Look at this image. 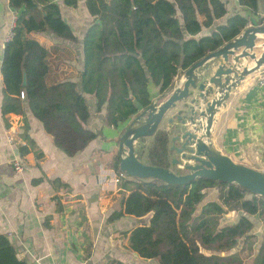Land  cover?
<instances>
[{
  "label": "trees",
  "instance_id": "obj_1",
  "mask_svg": "<svg viewBox=\"0 0 264 264\" xmlns=\"http://www.w3.org/2000/svg\"><path fill=\"white\" fill-rule=\"evenodd\" d=\"M260 1L264 8V0H237L249 16L234 13L216 24L228 13L222 0H85L93 21L82 41L78 83L61 79L52 67L50 50L29 36L49 31L73 39L57 0H8L17 16L4 43L0 66L1 114H23L27 107L54 145L73 156L99 134L86 127L90 117L86 95L94 97L98 112L104 108V122L117 128L152 102V86L158 89V98H165L183 71L235 38L250 21L262 24ZM64 3L74 5L76 0ZM205 29L209 31L203 33ZM169 139L166 129H158L148 145L142 138L138 158L169 168ZM27 140L33 147V141ZM19 150L24 154L28 148L24 145ZM41 154L36 152L38 158ZM118 164L117 155L115 172L120 171ZM120 186L125 192L108 221L148 215L145 223L122 233L128 249L139 257L155 259L158 264H225L222 258L229 256L237 264H264V235L258 249L250 253L249 263L239 258V250L225 256L205 251L214 246L217 251H228L239 240L247 244L255 236L248 216L264 213V198L238 185L204 178L178 185L126 175ZM215 187L217 200L200 205L207 190ZM230 210L243 215L235 223L221 225ZM0 264H27L1 233Z\"/></svg>",
  "mask_w": 264,
  "mask_h": 264
},
{
  "label": "crops",
  "instance_id": "obj_2",
  "mask_svg": "<svg viewBox=\"0 0 264 264\" xmlns=\"http://www.w3.org/2000/svg\"><path fill=\"white\" fill-rule=\"evenodd\" d=\"M222 1L228 13L216 24L224 23L234 13L249 16L237 0ZM57 3L73 39H63L49 31L29 36L50 50L52 67L61 79L80 83L82 41L93 17L85 0H76L74 5H67L64 0ZM259 9L264 16L261 1ZM16 16L8 0H0V66L4 43ZM253 25L251 21L248 24ZM245 64L251 67L252 61ZM181 77L182 74L176 77L175 86ZM1 90L0 73V106ZM157 98L158 89L152 86L151 99ZM86 99L90 112L86 127L105 134L98 135L73 156L54 145L51 135L27 107L23 114L5 116L0 109V233L9 238L17 257L27 264H158L157 260L143 259L128 249L127 237L122 234L145 223L148 215H125L108 221L125 192L120 184L115 186L108 179L115 173L117 138L130 120L117 128L108 127L104 108L98 112L94 97L86 95ZM170 113L167 118L175 110ZM168 126L172 124L166 122V130ZM212 136L223 154L264 171V87L256 83L255 72L230 92L225 106L216 114ZM27 139L33 141V147ZM175 144L179 146L180 141ZM24 145L28 151L21 154L19 147ZM36 152L42 153L39 158ZM15 158L23 164L20 172L13 168ZM248 218L253 222L252 216Z\"/></svg>",
  "mask_w": 264,
  "mask_h": 264
},
{
  "label": "water",
  "instance_id": "obj_3",
  "mask_svg": "<svg viewBox=\"0 0 264 264\" xmlns=\"http://www.w3.org/2000/svg\"><path fill=\"white\" fill-rule=\"evenodd\" d=\"M259 43L261 52L256 54ZM250 59L252 66L244 62ZM264 66V24L248 26L239 35L217 50L205 55L182 72L181 80L163 99L157 98L141 109L125 126L118 138L119 170L140 179H158L185 185L204 178L235 184L264 198V171L235 162L214 144L213 125L220 107L225 106L230 92L249 74ZM23 71V84L25 85ZM175 113L169 123L171 150L180 154L171 164L181 166L186 173L143 163L138 158L139 141L151 137L163 118ZM181 142L178 146L175 143ZM183 159V160H182Z\"/></svg>",
  "mask_w": 264,
  "mask_h": 264
},
{
  "label": "rangeland",
  "instance_id": "obj_4",
  "mask_svg": "<svg viewBox=\"0 0 264 264\" xmlns=\"http://www.w3.org/2000/svg\"><path fill=\"white\" fill-rule=\"evenodd\" d=\"M262 24H264V22ZM261 40L262 39H259L258 46L255 48V52L257 55H259L261 52V47L259 46V43L261 42ZM248 60H250V59H248ZM243 62L245 64L247 61H243ZM178 82H179V80H178ZM173 111H171V113H173ZM175 111H176V109H175ZM167 116H168V114L163 118L158 129H166V122L169 124V118H167ZM175 122L176 121L171 123L172 124L171 127L168 126V128H169L168 132L170 133V139H169L170 140V143H169V149L170 150H171L170 147H171V136H172L171 129H173V127H175V125H176ZM176 128H177V125H176ZM98 133H99L98 135H101V133H102L103 136L105 134L104 131H102V132L99 131ZM151 137L144 138L145 139L144 143L148 145ZM140 141H141V139H140ZM117 146H118V143H117ZM116 149H117V147H116ZM117 155H118V151H117V154L115 153V157H114L115 160H116ZM170 157L179 158V155L175 151L171 150ZM142 158L145 159V156H143ZM113 162H115V161L113 160ZM169 168L172 169L173 171H176V172L181 171L177 166L172 165V164H170ZM217 190H218V187L207 190L205 197H204L203 201L200 203V205L205 203L206 201H209V200H217V194H218ZM240 212L241 211H232V210L226 212L225 215L221 218L220 224L221 225H229V224L235 223L237 221V219L241 216V215H239ZM252 218H253V229H252L251 233H254L255 236L252 239L248 240L249 242L247 244H244V243H242V240H239L237 242L238 244H236V246L231 250L217 251L216 246H214L213 249H205L206 253L212 251V252H216L217 254L220 253L222 256H225V255H227V253H232V252L239 250L240 251L238 254L239 258H241L243 262L249 263L251 261L250 253L256 251L258 244H259V241L262 239L263 234H264V232L262 230L264 227V213L260 216H252ZM228 257L229 256H227L226 258H222V259H224L223 262L225 264H237L238 260L237 261H235L234 259L228 260Z\"/></svg>",
  "mask_w": 264,
  "mask_h": 264
},
{
  "label": "built area",
  "instance_id": "obj_5",
  "mask_svg": "<svg viewBox=\"0 0 264 264\" xmlns=\"http://www.w3.org/2000/svg\"><path fill=\"white\" fill-rule=\"evenodd\" d=\"M10 36V34H9ZM8 36V38H9ZM7 38V39H8ZM255 81L259 86H263L264 87V66L261 67L260 69H258L255 72ZM22 96V95H21ZM13 168L15 171L20 172L23 170V164L19 159H14L13 160ZM126 177V174L122 171L119 172H115L113 173L110 178L108 179L109 183L114 184L115 186H117L118 184L121 183V181Z\"/></svg>",
  "mask_w": 264,
  "mask_h": 264
},
{
  "label": "flooded vegetation",
  "instance_id": "obj_6",
  "mask_svg": "<svg viewBox=\"0 0 264 264\" xmlns=\"http://www.w3.org/2000/svg\"><path fill=\"white\" fill-rule=\"evenodd\" d=\"M176 118H174V121H176L175 120ZM180 144H181V142H180ZM179 144V145H180ZM173 151H175V150H173ZM179 155V158H177V159H180L181 160V157H180V154H178ZM172 159H174V158H172L171 157V161H172ZM183 160V159H182ZM172 165H175V166H177L181 171H178V173H186V170H183L182 168H181V166H179V165H176V164H172ZM176 172V171H175Z\"/></svg>",
  "mask_w": 264,
  "mask_h": 264
}]
</instances>
